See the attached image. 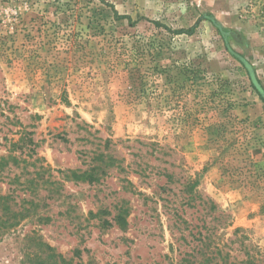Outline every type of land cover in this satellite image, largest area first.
<instances>
[{"label": "rangeland", "instance_id": "rangeland-1", "mask_svg": "<svg viewBox=\"0 0 264 264\" xmlns=\"http://www.w3.org/2000/svg\"><path fill=\"white\" fill-rule=\"evenodd\" d=\"M242 60L264 0H0V264H264Z\"/></svg>", "mask_w": 264, "mask_h": 264}, {"label": "trees", "instance_id": "trees-1", "mask_svg": "<svg viewBox=\"0 0 264 264\" xmlns=\"http://www.w3.org/2000/svg\"><path fill=\"white\" fill-rule=\"evenodd\" d=\"M242 63L246 67L247 72L249 73V76L254 83L255 88L258 90L261 98L264 100L263 90L259 86L258 81L254 78V73L252 71V68L245 60H242ZM17 223L18 222H13L11 224L9 223L10 224L9 226L14 227L17 225ZM32 241H35V240H32ZM38 243L45 248L44 257L42 256L43 253L41 255H33L34 259L31 260L30 262L31 264H69L62 255L58 254L55 251L54 248L42 242L41 240H39Z\"/></svg>", "mask_w": 264, "mask_h": 264}]
</instances>
